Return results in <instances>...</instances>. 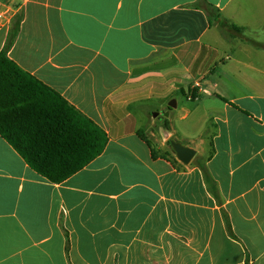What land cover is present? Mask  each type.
<instances>
[{
    "label": "crops",
    "instance_id": "1",
    "mask_svg": "<svg viewBox=\"0 0 264 264\" xmlns=\"http://www.w3.org/2000/svg\"><path fill=\"white\" fill-rule=\"evenodd\" d=\"M0 1L9 57L108 136L61 183L0 136V264H264V0Z\"/></svg>",
    "mask_w": 264,
    "mask_h": 264
},
{
    "label": "trees",
    "instance_id": "2",
    "mask_svg": "<svg viewBox=\"0 0 264 264\" xmlns=\"http://www.w3.org/2000/svg\"><path fill=\"white\" fill-rule=\"evenodd\" d=\"M197 5L211 19L221 20L213 5L205 0ZM16 14L0 51V136L38 174L51 183H61L102 154L108 136L59 92L9 57L20 30L21 18ZM221 25L233 37L244 35L243 28L226 20Z\"/></svg>",
    "mask_w": 264,
    "mask_h": 264
},
{
    "label": "water",
    "instance_id": "3",
    "mask_svg": "<svg viewBox=\"0 0 264 264\" xmlns=\"http://www.w3.org/2000/svg\"><path fill=\"white\" fill-rule=\"evenodd\" d=\"M169 107L173 108L175 107V103H169ZM158 113H155L154 116H157ZM160 136L163 141L167 142L170 141L173 150L176 153V157L179 161H181L184 164H188L191 159L193 158L195 151L189 147L183 146L181 143L170 140L171 138V132L166 124L161 125L160 127Z\"/></svg>",
    "mask_w": 264,
    "mask_h": 264
},
{
    "label": "built area",
    "instance_id": "4",
    "mask_svg": "<svg viewBox=\"0 0 264 264\" xmlns=\"http://www.w3.org/2000/svg\"><path fill=\"white\" fill-rule=\"evenodd\" d=\"M16 10L13 5L0 1V26L11 22ZM201 93H208V91L201 88L199 83H196L193 90L188 93L187 100L197 101Z\"/></svg>",
    "mask_w": 264,
    "mask_h": 264
},
{
    "label": "rangeland",
    "instance_id": "5",
    "mask_svg": "<svg viewBox=\"0 0 264 264\" xmlns=\"http://www.w3.org/2000/svg\"><path fill=\"white\" fill-rule=\"evenodd\" d=\"M180 96L182 97V94H180ZM154 114H155V112L153 113V117H155V120H156V127H155V130H156V132L158 133V137H157V142H160L161 141V134H160V127H161V125H163L164 123H162V121H163V116L162 115H160V116H154ZM148 132V131H147ZM170 142V141H169ZM169 142H167V145L169 146V147H171V145H169L168 143Z\"/></svg>",
    "mask_w": 264,
    "mask_h": 264
}]
</instances>
